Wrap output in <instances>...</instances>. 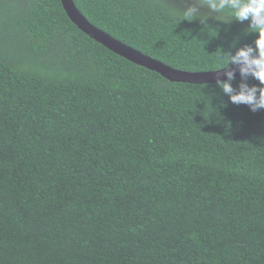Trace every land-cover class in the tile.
Masks as SVG:
<instances>
[{
  "label": "trees",
  "instance_id": "obj_1",
  "mask_svg": "<svg viewBox=\"0 0 264 264\" xmlns=\"http://www.w3.org/2000/svg\"><path fill=\"white\" fill-rule=\"evenodd\" d=\"M73 1L180 70L257 35L182 0ZM0 264H264V110L115 54L60 0H0Z\"/></svg>",
  "mask_w": 264,
  "mask_h": 264
},
{
  "label": "clouds",
  "instance_id": "obj_2",
  "mask_svg": "<svg viewBox=\"0 0 264 264\" xmlns=\"http://www.w3.org/2000/svg\"><path fill=\"white\" fill-rule=\"evenodd\" d=\"M172 9L181 17L178 21L198 20L206 30H212L214 36L217 29L209 28V19L224 24L232 20L248 21L247 31L257 34L253 45L236 48L234 52L218 48L209 71H223L225 79L217 75L215 84L230 103L245 105L252 112L264 110V0H186L183 9ZM230 65L234 67L230 68ZM237 72L240 82L233 87ZM249 77L258 81L259 86H250L247 83Z\"/></svg>",
  "mask_w": 264,
  "mask_h": 264
},
{
  "label": "water",
  "instance_id": "obj_3",
  "mask_svg": "<svg viewBox=\"0 0 264 264\" xmlns=\"http://www.w3.org/2000/svg\"><path fill=\"white\" fill-rule=\"evenodd\" d=\"M63 9L70 18V20L88 35L90 38L94 39L110 51L115 54L150 70L156 71L169 81L173 82H186V83H215V77L219 75L220 79H225L223 76V71L219 73H214L209 70L208 72L203 71H186L173 68L162 61L155 59L149 55L142 53L141 51L133 48L132 46L118 40L117 38L111 36L107 32L98 28L78 10L73 0H60ZM234 67V66H229ZM239 76L238 72L236 77Z\"/></svg>",
  "mask_w": 264,
  "mask_h": 264
},
{
  "label": "rangeland",
  "instance_id": "obj_4",
  "mask_svg": "<svg viewBox=\"0 0 264 264\" xmlns=\"http://www.w3.org/2000/svg\"><path fill=\"white\" fill-rule=\"evenodd\" d=\"M183 1V3L186 5V0H182Z\"/></svg>",
  "mask_w": 264,
  "mask_h": 264
}]
</instances>
